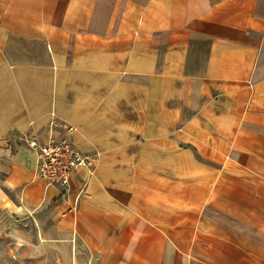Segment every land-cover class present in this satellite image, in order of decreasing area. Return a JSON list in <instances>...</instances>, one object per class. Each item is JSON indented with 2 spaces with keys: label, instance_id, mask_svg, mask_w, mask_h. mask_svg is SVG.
Listing matches in <instances>:
<instances>
[{
  "label": "crops",
  "instance_id": "1",
  "mask_svg": "<svg viewBox=\"0 0 264 264\" xmlns=\"http://www.w3.org/2000/svg\"><path fill=\"white\" fill-rule=\"evenodd\" d=\"M0 210L25 264H264V0H0Z\"/></svg>",
  "mask_w": 264,
  "mask_h": 264
},
{
  "label": "built area",
  "instance_id": "2",
  "mask_svg": "<svg viewBox=\"0 0 264 264\" xmlns=\"http://www.w3.org/2000/svg\"><path fill=\"white\" fill-rule=\"evenodd\" d=\"M60 129L64 132L59 136H52L45 142L33 137L26 140V144L38 157L37 173L40 180L68 190L74 174L80 167H91L94 158L74 145L71 139L73 127Z\"/></svg>",
  "mask_w": 264,
  "mask_h": 264
},
{
  "label": "rangeland",
  "instance_id": "3",
  "mask_svg": "<svg viewBox=\"0 0 264 264\" xmlns=\"http://www.w3.org/2000/svg\"><path fill=\"white\" fill-rule=\"evenodd\" d=\"M41 235L33 219L0 210V264H25L30 257L40 255Z\"/></svg>",
  "mask_w": 264,
  "mask_h": 264
}]
</instances>
